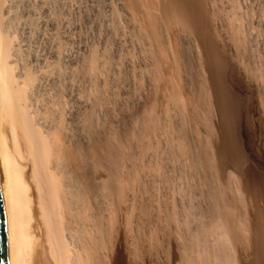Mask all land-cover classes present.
<instances>
[{"label":"rangeland","instance_id":"rangeland-1","mask_svg":"<svg viewBox=\"0 0 264 264\" xmlns=\"http://www.w3.org/2000/svg\"><path fill=\"white\" fill-rule=\"evenodd\" d=\"M28 1L69 264H264V0Z\"/></svg>","mask_w":264,"mask_h":264},{"label":"bare ground","instance_id":"bare-ground-1","mask_svg":"<svg viewBox=\"0 0 264 264\" xmlns=\"http://www.w3.org/2000/svg\"><path fill=\"white\" fill-rule=\"evenodd\" d=\"M52 2H54V1L52 0ZM29 3L30 2L28 0H0V163H1V167H2L3 172H4V181H5L3 192H2V199H3V215H4V219H5L6 232H7L8 249H9L11 264H69V260H70L71 256H69V248H68L69 246L66 242V239H67L66 234H65V232H66L65 230H67V229H65L66 222L64 224V222H63L64 219H62L64 216L63 217L60 216V213L62 211L60 210L61 207H59V202L57 200L58 194H56V192H57L56 186L58 184L56 182L57 180H55L52 177L51 172H50V167H49V160L51 157L49 147H51V146H49L50 143H48L49 140L47 138V136H48L47 133L42 130V127L40 128L39 123L35 119V115L31 110L32 87L34 86L33 82L35 81L34 77L32 75H34V74H30L31 71L29 70V72H28L24 68V66L21 63V59H20L21 55L19 54V52H20L19 48H21V47H19L20 42L18 43V37L21 36V34H23V37L25 36L26 38L27 37L29 38V36H30V34H29L30 26L32 25L30 19H31V15H32L33 11L31 9L32 7L30 6ZM57 4H58V2H57ZM53 6H54V3H53ZM54 7L56 8V7H58V5H56ZM45 11H43V12H45ZM33 15H32V18H33ZM40 15H42V12ZM43 16H44V14H43ZM24 17H26L25 20H27V21L24 20L26 22V23H24L25 25L23 23L19 24V21L23 20ZM55 21H56V23L50 22V24L53 23L56 26H58L59 21L57 22L56 19H55ZM32 23H33V21H32ZM40 24H41V22H40ZM53 24L50 26L54 27ZM19 25H21V26L24 25V27L21 29V28H19L20 27ZM44 26L46 27V25H44ZM48 26H49V24H48ZM54 31H56V30H54ZM35 33L36 32H34V34ZM38 35L39 36L37 37V39H36V37H34L35 39L34 38L33 39L37 40L38 44H41V43H39L41 35L40 34H38ZM35 36H37V35H35ZM44 38H45V36H44ZM27 39H25L24 41L22 40V41L25 42ZM41 39H43V36ZM29 40H30V38H29ZM28 41H26V42H28ZM31 42L34 45V41H31ZM38 44H36V45H38ZM42 44H43V42H42ZM45 44L47 45V41ZM56 45H57V43H56ZM38 46H36V47H38ZM186 46H187V44H186ZM190 47H192V46L190 45ZM27 48H29V47H27ZM187 49H189V47ZM22 51L23 50H21V52ZM43 51H44V49H43ZM35 52L37 53V51H35ZM187 52H188V54H187V57L185 60L189 61V59H187L188 55H190L189 50H186V53ZM19 55H20V57H19ZM28 55H30V54H28ZM40 55H42V54H40ZM183 55L186 56L185 53ZM37 56H39V55H37ZM59 58H60V55H59ZM38 59L39 58H37L36 61ZM33 60H35V59H33ZM65 60H66V56H65ZM185 60L183 62H185V64L188 66V64L186 63ZM45 61H46V59H45ZM45 61H43V62H45ZM43 62H42V65L44 66ZM25 64H26V61H25ZM32 64H30V65H32ZM71 64H70V66H71ZM189 64H191V63H189ZM192 65H194V63ZM27 69H29V68H27ZM47 71L48 70H46V72ZM47 80H46V82H47ZM39 81L42 82V80H39ZM48 85H49V83H48ZM36 89H38V88H36ZM37 94H38V91H37ZM38 101H37V103H38ZM44 102H45V100H44ZM58 111L61 112L59 109H58ZM59 112L57 113V111H56L57 114H59ZM60 115H61L60 119H57L55 117L54 118L57 119V121L62 120L63 119L62 113ZM55 116H59V115H55ZM47 119H48V117H47ZM65 120H63V122H61L59 124H62V123L64 124V122L66 123ZM74 121H75V119H74ZM62 131H63V128H62L61 132ZM68 136H70V135H68ZM54 139H53V141H54ZM57 140H59V139H57ZM56 141L51 142V145H52V143H55ZM80 145H82V144H80ZM53 146L56 147L55 150H58L57 145H53ZM51 148H53V147H51ZM58 154H59V151H58ZM71 156H72V153L68 157L71 158ZM68 170H71V169H68ZM86 175H87V173H86ZM63 177H64V174H63ZM58 179H60V178H58ZM87 180L89 181V179H87ZM65 185H66V183H65ZM89 185L90 184H88L87 186L85 185L86 189H88V190H89ZM91 186L93 187V184L90 185V188H91ZM80 206H81V204H80ZM224 237H226V236H224ZM115 256L116 255H114V257ZM116 261H118V260L116 259Z\"/></svg>","mask_w":264,"mask_h":264},{"label":"water","instance_id":"water-1","mask_svg":"<svg viewBox=\"0 0 264 264\" xmlns=\"http://www.w3.org/2000/svg\"><path fill=\"white\" fill-rule=\"evenodd\" d=\"M4 172L0 163V264H11L7 242V232L3 215L2 192L4 188Z\"/></svg>","mask_w":264,"mask_h":264}]
</instances>
